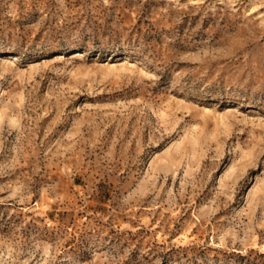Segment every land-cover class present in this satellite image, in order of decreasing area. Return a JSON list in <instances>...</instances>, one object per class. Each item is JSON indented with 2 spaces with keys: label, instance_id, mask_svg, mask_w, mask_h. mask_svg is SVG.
<instances>
[{
  "label": "rangeland",
  "instance_id": "obj_1",
  "mask_svg": "<svg viewBox=\"0 0 264 264\" xmlns=\"http://www.w3.org/2000/svg\"><path fill=\"white\" fill-rule=\"evenodd\" d=\"M0 264H264V0H0Z\"/></svg>",
  "mask_w": 264,
  "mask_h": 264
}]
</instances>
